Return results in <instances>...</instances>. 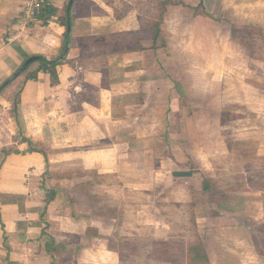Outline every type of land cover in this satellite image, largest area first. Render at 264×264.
I'll return each mask as SVG.
<instances>
[{
  "label": "crops",
  "instance_id": "obj_1",
  "mask_svg": "<svg viewBox=\"0 0 264 264\" xmlns=\"http://www.w3.org/2000/svg\"><path fill=\"white\" fill-rule=\"evenodd\" d=\"M65 1L51 0L57 13L43 23L40 19L23 20V0H0V83L28 56L38 54L50 59L59 53L66 27L57 17L62 14ZM142 1L76 0L67 50L62 57L64 50L54 59L58 62L65 57V60L56 64L52 72L38 71L33 79H25V74H21L0 93V264H49L51 257L43 245L42 228L54 237L56 244L65 239L77 243L76 264H120V253L109 250L105 241L112 237L108 223L112 218L95 211L80 214L75 208L71 209L60 189H56L53 199L45 205V188L50 187L48 183L44 186L41 180L45 170L57 174L55 179H50L54 181L51 185L64 189L68 179L63 176L70 174L74 178L85 171L102 178L111 177V180L123 174L134 177L124 183L135 192L132 208L124 203L127 207L124 222L131 224V228L123 226L118 232L120 237L139 234L143 239L144 236H140L144 235L143 229L150 227L146 236L165 240L167 231L177 223L170 209L177 211L175 203L195 204L197 201L199 206L193 205V208L198 223L199 216L212 213L208 224L228 225L238 231L242 226L233 222L239 223L243 217L240 214L254 205L251 197L257 192L250 190L226 192L222 199L214 193H210V197L206 193L203 196L202 175L206 173L196 172L191 166L193 153L201 157L205 151L204 140L197 139L198 134L191 138L192 125L202 127L203 124L188 117L192 103L195 104L192 96L208 93L215 95L223 106L229 103L234 108L240 103L250 107L243 100L228 98L230 72L209 70L204 51L193 49V54L188 50L190 35L185 36L165 24V14H169L166 12L175 5H167L161 23L165 46L158 38L153 41L144 36L140 22ZM123 2L128 4L124 3L122 11ZM182 8L183 12L190 9ZM196 10L193 12L199 13ZM122 31L139 36L136 42L142 48L88 56L96 50L101 34ZM199 43L205 44L199 40L196 45ZM176 46L182 51L176 50ZM19 84L18 119H15L11 97ZM248 85L257 92L261 89L252 83ZM245 128L242 135L236 134L234 127L221 132L230 131L231 135H225L232 138L254 134L251 126ZM202 132L199 129L200 137ZM257 137L260 141L261 136ZM27 140L35 146L45 144L48 164L42 152L23 151L28 147ZM193 143L195 148L188 145ZM176 144L181 146L179 157L173 150ZM3 148L12 150L3 153ZM151 159L154 165L157 163L153 168ZM176 170H189L191 174L175 176L172 172ZM125 185L120 188H127ZM106 191L108 194L112 189ZM207 199L211 205L237 199L243 210L231 207L219 213L209 212L205 207ZM117 203L123 205L121 198ZM249 212L252 217V211ZM191 213L193 211H189ZM228 213L235 219L228 217ZM256 215L261 216L260 222L264 219L263 213L256 212ZM87 228L91 233H87ZM199 233L204 240L203 232ZM55 252L60 253V250L53 251L54 255ZM208 255L211 259L209 252ZM150 263L165 261L151 258Z\"/></svg>",
  "mask_w": 264,
  "mask_h": 264
},
{
  "label": "rangeland",
  "instance_id": "obj_2",
  "mask_svg": "<svg viewBox=\"0 0 264 264\" xmlns=\"http://www.w3.org/2000/svg\"><path fill=\"white\" fill-rule=\"evenodd\" d=\"M188 1L195 6H202V8H197L198 10H196L199 11V13L195 11L194 13L193 9L191 10L192 6L190 5H188L190 8L188 9V12L187 10L186 12H183L182 7L184 6L181 4L175 5L173 7L170 5L172 9L170 8V10H166V13L169 12V14L168 16L165 14V24L170 28H174V30L177 32L182 31L185 36H188V34L190 35V37L188 36L189 40L187 43V45L190 46L188 50H192L191 53L193 54V49L199 51L200 48V52L204 51V54L206 55L205 59L208 61V65L210 67L209 70L222 69L224 72H230L229 74L232 77H230L229 82L230 85L228 92L230 95H228V98L232 100L245 101L248 104V107L256 112L257 117L253 118V120H261L260 124L263 122L262 127L255 128L256 126H251L250 128L251 131L253 130L254 134L261 136L260 141L257 138L256 140L249 139L245 142H236V139L232 142L229 141L225 144L222 142V144H220L218 140L207 139V136L210 137L212 135V132L209 131L208 126L213 123V112L201 115L199 113L200 118L198 117L199 115L197 116V112L195 111H191L189 113V118L194 120L199 119V121L204 124L202 127H193L192 125V131H194L193 137L191 138L194 139L198 134L197 139L202 138L204 140L202 141L205 151L201 157H196L197 155L195 152L193 153L194 155L190 153L189 154L194 157V164L192 163L191 166L194 167L196 172L202 170L206 173L202 176L208 182L210 188L209 191L211 190L208 193L206 192V194H208L210 197V193H214L215 196L217 195L220 199H222V195L226 196L225 190L228 183L240 184L242 182H244L243 184L248 185V187L251 189L250 191L257 192L256 196L251 197V200H253L255 206L253 205L250 208L247 207L248 212L240 214L243 215V217H241V221L239 223H236L235 221L233 222L236 225L240 224L242 226L238 229V231H236L237 228H230L228 225H221L217 227L215 225L208 224L212 213L206 216H199V223L195 219L196 225L197 228L198 226L200 227L199 232H203L204 242L211 256L212 264H264V238L261 233H257V230L255 231L254 229V225L256 226V224L258 225L261 223L259 221L261 216H257L256 212H258V215L263 213L262 205L264 197V0ZM124 3L128 4V2L122 3V6H124L121 8L122 11L126 6ZM168 7L169 6H167V8ZM141 8L142 15H140V22L143 23L141 31H144L142 34L147 36L148 31H146V28L148 22L157 13L156 0H143ZM203 9L205 13H203ZM259 9H262V11H259ZM256 13L257 15L255 16ZM231 26L237 28V32L235 34L231 33ZM157 38L159 43L163 42L160 34L157 36ZM199 40L204 41L206 45H201L200 43V45H196L197 41ZM175 49L180 50V48L177 46ZM162 53L164 52L160 51V54ZM193 54L190 55L192 56V60L194 57ZM251 83L252 85L261 88L259 92L248 85ZM198 92L199 91L197 90L196 93ZM203 106L204 105H200L201 108H204ZM236 111L233 112L232 117H230L232 113L230 116L226 115V121H229V123L233 121V123L236 125V134L238 133L239 135H242L246 129V126L241 125V122H244V118H246L247 121H251V119L249 114ZM214 116L219 117V112L214 113ZM214 120L218 121V119ZM199 129L203 130L202 137L199 136ZM188 145H192L193 148H195L194 143ZM37 147L44 153H46V150H48V148L45 147V144H42L41 146L39 145ZM180 147V145L176 144L173 149L174 151L176 150V156L178 157L179 155H182L179 149ZM186 152H188V150ZM152 161L153 160L151 159L150 166L153 168L157 165V163L154 165ZM78 173H80V171H78ZM56 175L57 174H55V172H49L45 170V173H43L41 179L44 183V186L47 183V185L50 187L55 186L56 184L51 185V181L53 180L50 179H55L57 177ZM65 176L63 177L68 179L67 188H65L64 191L60 190V192L63 194L64 200L67 199V205H69L71 209L75 208L78 210V212H81L80 214L87 213L88 211L96 212V210L101 208V205L103 204L102 199L106 196L107 202L112 204H115L116 202L117 205V210L114 214H106L107 217L112 218V220L108 222L111 226V236H119L118 232L123 229V226H130L131 228V224L125 225L127 222H124V211L127 207L130 208L131 206L132 208V206L135 204V192L131 186L125 185L124 183H129V179H134V177L123 174L119 176H113L111 180V177L108 179L102 178V176L88 171L81 172L79 176L77 175L74 178L70 176V174ZM58 177L61 178V176ZM196 178L198 180L201 179L199 174H197ZM75 180L78 181L73 182ZM123 184L127 188L121 189L120 187H123ZM108 189H112V191L107 194L105 192H107L106 190ZM89 193L96 195V197L88 195ZM204 195L205 192L203 196ZM120 198L123 202V205H118L119 203H117V200ZM209 202L211 201L208 200L205 206L209 212L215 210L216 213H219L221 210L226 211L228 208V210H230L231 207L237 208L238 210H243V206L241 205L242 203L237 199H226L223 202L219 201V204H217V201L213 205L208 204ZM124 203L127 204V207L124 205ZM191 203L192 204H181L182 206L178 203H175V208L177 211H173L172 208L170 209L171 212H173V216L177 223L173 228L167 231L169 237L167 236V239L165 238V240L169 239L172 245L178 243L181 244V241L187 239L190 233H192L193 224L191 225V216L189 211H193L195 215L193 205L196 206L198 204L199 206V202L197 201L195 204L193 202ZM249 210L252 211V217L249 215L251 214ZM259 212L261 214H259ZM228 217L235 219L234 215L232 216L229 214ZM130 218L131 215L129 212L126 215V220H130ZM249 229H252L254 233L252 236V231H249ZM143 230L144 235L140 236H144L143 240L141 241L142 246L144 245L143 251H145L149 249L152 240L155 239L146 236L149 234L148 232L150 231V227L144 228ZM134 236L139 237V234L128 237ZM59 239L60 238H58V240ZM255 243H261L260 245L262 247V252H257ZM55 255L56 264H71L70 254L62 256L61 252H55ZM171 255L172 258L177 260L175 261L176 263L165 262L159 264H186L181 259L182 253L173 252ZM24 256H26V254H24L23 257ZM151 258L152 257L145 258L144 255L135 256L129 253L128 250H124L123 253H120V264H151Z\"/></svg>",
  "mask_w": 264,
  "mask_h": 264
},
{
  "label": "trees",
  "instance_id": "obj_3",
  "mask_svg": "<svg viewBox=\"0 0 264 264\" xmlns=\"http://www.w3.org/2000/svg\"><path fill=\"white\" fill-rule=\"evenodd\" d=\"M76 0L73 1L71 8H70V22H71V27L69 31H64L63 38H62V43L61 47L59 50V53L55 56H51L50 59H48L46 56H43L39 60H35L33 62H30L23 70L20 71V73L13 78L8 84H6L0 91V93L12 82H14L21 74H25L24 78L25 79H33L36 78V74L38 71H45V72H52L54 70V67L56 64L59 62H62L65 60V57L61 58L58 62L54 61L64 50L65 46L67 45L68 41H70L71 38V32H72V9L74 6ZM68 0L65 1L62 9V14L57 17V21L64 25L66 27L67 25V19H66V5H67ZM181 4L183 6H192L193 9L196 8H202L201 5L195 6L189 2H186V0H156V8H157V13L156 15L150 19L148 22V34L147 38H151L153 41L156 40L157 36L160 34L162 37V40L164 43L163 45L165 46V32L162 30L161 23L163 22V17L164 13L167 10V5H178ZM203 12L205 13L204 9ZM57 13V8L52 4L51 0H46L42 3V6L37 13L36 17L37 19H40L43 23H46L48 20H50L53 15H56ZM119 17V15H117ZM237 28L234 26H231V33H236ZM143 37V36H142ZM139 39V36H137L135 33L131 32H115L112 34H101V36L98 38V41L96 42V50L92 54H88V56H98V55H104L108 53H123L127 51H133L137 49H141L142 46L137 44L136 40ZM26 59V58H25ZM24 59V60H25ZM23 60V61H24ZM52 60V61H49ZM33 64H37L35 68L31 69ZM20 66V65H19ZM19 66L17 68H19ZM21 89V85H17L16 89L11 97V112L12 115L15 119H18V111H17V104H18V94ZM193 101H195V104L192 103V111L197 112V116L201 114H206L209 112H213V123L208 126L209 131L212 132V135L209 137L211 140H218L220 144H225L229 141H235L236 142H245L248 141L249 139L251 140H256L258 137V134H253L251 136H242L238 138H232L231 136L225 135L230 134V131H226V133H223L221 131L223 130H230L231 127L235 128V124L233 121L229 123V121H226V115L230 116L231 113L233 116V112L235 110H238L239 112H244L246 114H249V117L251 121H247L246 118H244V122H241V125L243 126H253L255 128H259L263 126L260 124L261 120H256L253 118H256V112L252 109L247 108L244 105H240V103L237 106H234V108L231 105L226 104V106H223L219 99L213 95L212 93H208L206 95H198V96H192ZM200 105H204L203 107L206 108H201ZM223 107H222V106ZM219 112V117L214 116V113ZM237 112V111H236ZM200 115L198 116L200 118ZM214 119H218V121H215ZM199 121V119H197ZM215 121V122H214ZM200 122V121H199ZM204 125V124H203ZM223 135V136H222ZM206 140V139H205ZM28 147L25 148L23 151H40L44 154L45 157V162L48 164V159L46 153H44L41 149H39L36 144L32 143L31 141L27 140ZM12 150L11 149H5L3 148V153H8ZM16 151V149H14ZM45 173V172H44ZM228 180V179H226ZM242 183H228L225 192H242V191H248L251 190L248 185H245ZM56 189H60L64 191V188L59 187L58 185L45 188V197H44V203L45 205L53 199L55 195ZM202 189L205 191V193L210 192L209 191V185L208 182L205 178H203L202 181ZM205 189V190H204ZM90 196L96 197L94 194H88ZM101 197V196H100ZM98 197V198H100ZM96 199V198H94ZM104 199L106 200L107 197L105 196L102 201L103 204L101 205V208L96 210V213L99 214H109L112 215L115 213L117 210V205L112 204L109 202L104 203ZM65 203L67 204V201L64 200ZM192 204V203H190ZM263 216H264V197H263ZM44 212V210H43ZM42 215V213H41ZM191 216V225L193 227L192 233H190L189 237L185 239L184 241H181V244H171V242L168 240H152L151 245L149 249L143 251L142 246V238L138 236L134 237H128V236H117L114 235L113 237H108L106 238V246L109 250L116 251L119 253H123L124 250H128L129 253L137 256H143L145 258L152 257L153 259L159 260V261H165V262H175L177 261L176 259L172 258L173 252H178L182 253L181 259L186 263V264H212L211 259L208 255V252L206 250V246L204 244V240L202 239L201 234L198 231L197 225H196V220L194 217V214L192 213ZM250 228V226H249ZM255 231L258 233H261L264 238V219L261 221L260 224L254 225ZM41 238L44 239V247L47 250V252L50 254L51 257V262L49 264H56V257L53 253V251L60 250L62 255H66L67 253L70 254V262L71 264H76L75 262V253L78 248V245L76 242H70L68 240H62L59 243H55L54 237L50 234H48L45 231V228L41 229ZM252 231V229H249V231ZM87 233H91V229L87 228ZM249 233V232H248ZM95 234V233H94ZM253 231L251 232L252 236ZM254 239V238H253ZM261 244V243H260ZM259 243H255V248L257 252H262V247ZM176 263V262H175Z\"/></svg>",
  "mask_w": 264,
  "mask_h": 264
},
{
  "label": "water",
  "instance_id": "obj_4",
  "mask_svg": "<svg viewBox=\"0 0 264 264\" xmlns=\"http://www.w3.org/2000/svg\"><path fill=\"white\" fill-rule=\"evenodd\" d=\"M74 0H68L67 5H66V19H67V25H66V30L69 31L71 27V22H70V8ZM67 50V45L64 48V52L61 54L60 57H62ZM41 58V55L38 54H33L28 56L9 77H7L5 80H3L0 83V91L1 89L8 84L13 78H15L21 70H23L30 62H33L35 60H39ZM59 59V58H58ZM173 175L175 176H184V175H190L191 171L189 170H176L172 172Z\"/></svg>",
  "mask_w": 264,
  "mask_h": 264
},
{
  "label": "built area",
  "instance_id": "obj_5",
  "mask_svg": "<svg viewBox=\"0 0 264 264\" xmlns=\"http://www.w3.org/2000/svg\"><path fill=\"white\" fill-rule=\"evenodd\" d=\"M46 0H23L22 16L25 22L37 19L36 15L39 12L42 3Z\"/></svg>",
  "mask_w": 264,
  "mask_h": 264
}]
</instances>
